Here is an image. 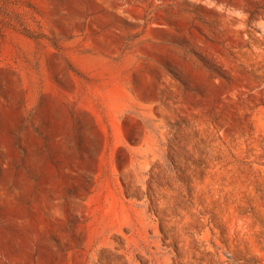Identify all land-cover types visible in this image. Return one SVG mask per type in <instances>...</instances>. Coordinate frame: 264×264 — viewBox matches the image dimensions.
Instances as JSON below:
<instances>
[{
    "label": "rangeland",
    "instance_id": "374dc122",
    "mask_svg": "<svg viewBox=\"0 0 264 264\" xmlns=\"http://www.w3.org/2000/svg\"><path fill=\"white\" fill-rule=\"evenodd\" d=\"M14 1L0 264H264V0Z\"/></svg>",
    "mask_w": 264,
    "mask_h": 264
},
{
    "label": "trees",
    "instance_id": "16d2710c",
    "mask_svg": "<svg viewBox=\"0 0 264 264\" xmlns=\"http://www.w3.org/2000/svg\"><path fill=\"white\" fill-rule=\"evenodd\" d=\"M17 4H18V2H15L14 0H0V12L2 14L6 15L9 19L12 16L20 18V14L18 13L17 7H16ZM20 23L23 26V23L22 22H20ZM23 29H24V31H27L25 26H23Z\"/></svg>",
    "mask_w": 264,
    "mask_h": 264
}]
</instances>
